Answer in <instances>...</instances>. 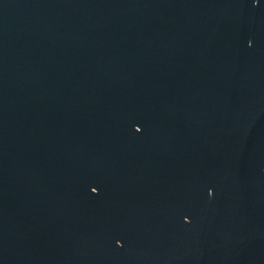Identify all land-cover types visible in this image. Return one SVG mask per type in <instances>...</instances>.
<instances>
[{
    "label": "water",
    "instance_id": "95a60500",
    "mask_svg": "<svg viewBox=\"0 0 264 264\" xmlns=\"http://www.w3.org/2000/svg\"><path fill=\"white\" fill-rule=\"evenodd\" d=\"M0 264H264V0H0Z\"/></svg>",
    "mask_w": 264,
    "mask_h": 264
}]
</instances>
